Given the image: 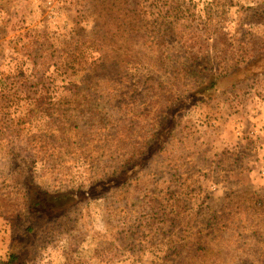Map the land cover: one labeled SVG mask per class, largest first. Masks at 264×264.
Here are the masks:
<instances>
[{
	"label": "rangeland",
	"instance_id": "1",
	"mask_svg": "<svg viewBox=\"0 0 264 264\" xmlns=\"http://www.w3.org/2000/svg\"><path fill=\"white\" fill-rule=\"evenodd\" d=\"M0 264H264V0H0Z\"/></svg>",
	"mask_w": 264,
	"mask_h": 264
},
{
	"label": "built area",
	"instance_id": "2",
	"mask_svg": "<svg viewBox=\"0 0 264 264\" xmlns=\"http://www.w3.org/2000/svg\"><path fill=\"white\" fill-rule=\"evenodd\" d=\"M48 15H49V18H51L53 20H56V18H57V14L55 13V11L53 9H49Z\"/></svg>",
	"mask_w": 264,
	"mask_h": 264
},
{
	"label": "crops",
	"instance_id": "3",
	"mask_svg": "<svg viewBox=\"0 0 264 264\" xmlns=\"http://www.w3.org/2000/svg\"><path fill=\"white\" fill-rule=\"evenodd\" d=\"M255 123H256V122H255ZM258 128H259V127H258ZM258 128H257V129H258ZM257 129H256V133H257ZM256 139L259 140V139H258V136H256Z\"/></svg>",
	"mask_w": 264,
	"mask_h": 264
},
{
	"label": "trees",
	"instance_id": "4",
	"mask_svg": "<svg viewBox=\"0 0 264 264\" xmlns=\"http://www.w3.org/2000/svg\"><path fill=\"white\" fill-rule=\"evenodd\" d=\"M262 17H263V15H262Z\"/></svg>",
	"mask_w": 264,
	"mask_h": 264
}]
</instances>
